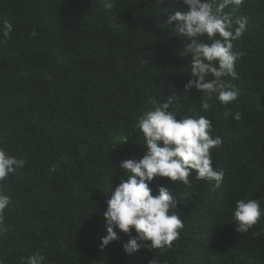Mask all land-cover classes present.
Wrapping results in <instances>:
<instances>
[{"label": "trees", "instance_id": "trees-1", "mask_svg": "<svg viewBox=\"0 0 264 264\" xmlns=\"http://www.w3.org/2000/svg\"><path fill=\"white\" fill-rule=\"evenodd\" d=\"M187 11L178 0H114L110 10L101 0H0V25H13L10 38L0 37V147L27 161L0 182L11 199L4 264L37 252L44 264H264V217L248 233L233 219L240 199L264 209V0L225 9L248 20L233 41L243 55L237 78H225L239 92L228 105L185 90L191 56L166 22ZM172 96L178 119L204 115L222 138L212 162L223 183L214 190L195 173L190 186L154 178L152 194L163 186L177 202L179 239L167 252L145 246L127 255L122 244L135 233H118L101 249L120 163L145 153L136 122L153 99Z\"/></svg>", "mask_w": 264, "mask_h": 264}, {"label": "clouds", "instance_id": "clouds-1", "mask_svg": "<svg viewBox=\"0 0 264 264\" xmlns=\"http://www.w3.org/2000/svg\"><path fill=\"white\" fill-rule=\"evenodd\" d=\"M106 10L114 6V0H101ZM159 2V0H157ZM187 6L186 13L176 12L169 15L167 26L174 36L184 42L183 54L191 56L190 79L185 90L195 88L208 99L213 96L223 105L237 100L238 90L228 87L225 78L236 79V62L243 55L234 50L233 41L241 39L246 31L248 20L240 17L233 20L225 11L239 7L244 0H178ZM13 25L4 21L0 25V37L10 38ZM32 37L37 35L33 29ZM3 40H0L2 43ZM175 97L151 101L153 108L143 113L136 122L142 134L145 153L141 159L121 161L120 169L125 175L106 199L105 219L106 236L101 239V249L119 239L118 233L130 236L122 244V250L132 255L147 246L151 251L167 252L172 242L179 239L184 222L175 210L177 202L163 186L153 195L151 182L154 178H167L190 186V177L211 182L213 189L223 183V170H216L212 162V150L223 143L220 136H213V125L204 115L186 116L178 119L171 111ZM209 105L202 104L207 110ZM242 114L237 112L232 118L239 121ZM126 141V140H125ZM124 141V142H125ZM24 158L9 155L0 147V182L5 181L17 168L25 166ZM11 199L4 194L0 185V233L4 231L6 209ZM264 217V209L257 199H240L236 202L233 219L235 231L248 233ZM45 256L39 252L22 258V264H44ZM0 264L4 261L0 259ZM149 264H160L151 258Z\"/></svg>", "mask_w": 264, "mask_h": 264}]
</instances>
